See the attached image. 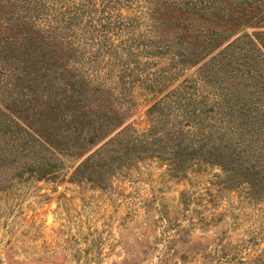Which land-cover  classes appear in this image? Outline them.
Wrapping results in <instances>:
<instances>
[{
    "label": "trees",
    "instance_id": "obj_1",
    "mask_svg": "<svg viewBox=\"0 0 264 264\" xmlns=\"http://www.w3.org/2000/svg\"><path fill=\"white\" fill-rule=\"evenodd\" d=\"M153 160L219 169L264 221V0H0L2 182L104 189Z\"/></svg>",
    "mask_w": 264,
    "mask_h": 264
},
{
    "label": "rangeland",
    "instance_id": "obj_2",
    "mask_svg": "<svg viewBox=\"0 0 264 264\" xmlns=\"http://www.w3.org/2000/svg\"><path fill=\"white\" fill-rule=\"evenodd\" d=\"M138 168L104 189L72 181L73 169L33 184L0 173V264H248L264 251V234L249 243L264 221L219 186V169L177 182L156 160Z\"/></svg>",
    "mask_w": 264,
    "mask_h": 264
}]
</instances>
